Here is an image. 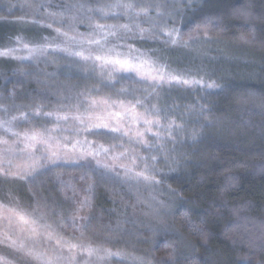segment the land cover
Segmentation results:
<instances>
[{"label": "trees", "instance_id": "trees-1", "mask_svg": "<svg viewBox=\"0 0 264 264\" xmlns=\"http://www.w3.org/2000/svg\"><path fill=\"white\" fill-rule=\"evenodd\" d=\"M85 1L95 3L94 0H0V48L16 42L18 37L36 44L46 39L50 29L57 31L58 17L41 13L47 3L63 9L71 2L81 5ZM186 8L178 43L198 42L207 58L219 59L217 65L223 62L229 65L231 77L206 78L197 72L195 62L181 66L178 76L200 80L203 86L166 81L153 85L122 78L108 92L103 86L99 93L113 102L120 99L118 91L125 94L123 99L129 105L135 104L148 118L159 119L171 133L157 138L163 144H154V135L148 138L159 157L154 167L162 169L156 170L157 179L177 196L170 214L175 236L150 247L151 263L264 264V0H193ZM238 9H246L250 15L242 16ZM209 20L212 23L204 27ZM20 25L25 28L18 29ZM131 41L139 48L138 40L131 38ZM155 43L140 49L151 55L154 51L164 53L165 48ZM178 43L169 46L181 51L189 49ZM16 66L0 59V95L11 96L18 106L32 109L25 97H35L34 89H40L37 84L28 82L16 91H8ZM25 68L29 72L31 66ZM164 68L167 74L177 75ZM47 83L52 84L49 86L53 91L42 89L43 99L48 93L59 94L69 89L75 93L77 89L74 84L72 88L61 89L62 80ZM210 83L218 87L208 88ZM163 88L167 92L160 95ZM141 90L148 94H141ZM19 92L22 97H18ZM74 93L72 104L80 100ZM86 96L87 99L81 100L90 104L98 94ZM42 101L39 99L34 106L50 113ZM146 149L150 148L142 145V150ZM90 169L58 160L41 169L44 179L40 188L52 216L62 219L65 232L81 235L83 231V237L88 239V227L81 225L91 224L95 213L109 214L111 200L118 196L110 188L114 185L110 177L102 175L99 168ZM86 199L88 203L81 207ZM81 217L84 219L80 220ZM106 219L110 221V216Z\"/></svg>", "mask_w": 264, "mask_h": 264}, {"label": "rangeland", "instance_id": "rangeland-1", "mask_svg": "<svg viewBox=\"0 0 264 264\" xmlns=\"http://www.w3.org/2000/svg\"><path fill=\"white\" fill-rule=\"evenodd\" d=\"M95 3H88L85 1L81 5L78 2H71L68 6H64L62 9L60 6L47 3L42 9L41 13L44 16L49 13H56L53 17H58L59 25L56 27L57 31H48L46 39L36 44H29L26 41L18 43L17 40L14 43L6 45L0 49L15 48V57H26L28 51L23 47V44H29L31 46H42L43 51L35 54L31 59H17L12 56H0V59L9 60L15 65L12 77V82L8 84V91H16L19 86H26L33 84L34 86L40 87V89H34L35 97L26 96V100L30 102L32 109L25 106H18L14 102L13 97L0 95V119H10L12 116L20 117L21 114H27V120H19L16 123L15 131L24 132L26 130H43V129H54L59 124V127L64 131L54 132L53 135L59 137L58 142L60 144H67L69 155H77L72 153L71 149L73 144L77 141H88L91 142L93 147L98 145H104L112 150L109 153L111 155L118 154L128 150L129 153H134L137 157H148L147 163L154 165L156 161H152L150 158L156 156L157 148H150L142 150V145L139 143H130L129 137L123 136L122 133H114L110 129L112 127L120 126L122 128L131 127L130 135L134 136L136 130L145 133L144 139L148 141V138L153 133H159V136H169V130H166L160 124L159 126L153 124L151 131H145L146 126L141 122L139 124H131L130 120L126 117H121L119 122L115 117L108 119V129H91L84 131V126L76 120L69 119L67 121L57 122L55 116L57 114L64 115L68 114L70 117L82 114L85 117L91 114L93 116L100 115L107 117L108 113L123 112L124 109L120 107L121 102L126 107H131L135 104H130L123 99L125 94L117 92L116 102H113L107 97H103L99 92L103 88L108 92L109 87L120 83L122 78L125 79H136L138 81L146 82L153 85H161L164 82H156L151 79H146L135 71H125L120 69L118 66H112L103 64L101 61L83 60L78 56L70 55L68 52L61 51L60 49L68 47L70 51H80L81 46L73 41L66 40L65 36L61 33H67L69 37L76 36L77 39L83 37L87 39L101 40V45L96 44H83V50L86 54L95 55H108L115 57L119 54L121 59L128 58L134 62L139 63L141 60H148L154 62V66L159 69L160 66L167 67L172 70V73L179 75L180 67L184 64H198L197 72L204 74L206 78H213L215 75L219 77H231L228 71V64L220 63L216 64L219 59L207 58L203 48L198 47V42H185L178 43L183 46L189 47L188 50H179L171 48V39L165 35V32L170 29H178L185 21L184 9L188 7L189 2L193 0H94ZM197 1V0H194ZM133 4V9L124 8H109L110 5L114 4ZM147 8L148 14L144 15L141 13L137 15V12L141 11V8ZM103 8L107 15L101 14L99 9ZM187 9V8H186ZM104 25L107 32H114L115 35H106L101 33L97 29V25ZM127 25L125 29L121 27ZM24 26H18V29L22 30ZM131 38H135L138 46L133 44ZM156 42V43H155ZM164 42V43H163ZM155 43L158 47L165 48L164 53L154 51L151 55L149 52H144V46L147 44ZM194 44V45H193ZM154 46V49H158ZM112 50L109 52V50ZM153 49V48H152ZM19 65V66H18ZM25 66H31L29 72ZM195 66V65H194ZM21 70V71H20ZM193 71V69H188ZM33 72V73H32ZM21 73V74H19ZM155 74V73H154ZM167 74V73H166ZM170 74V73H169ZM129 76V77H127ZM131 77V78H130ZM182 77V76H181ZM68 78L70 79L67 82ZM185 78V77H183ZM186 79V78H185ZM198 79V78H197ZM62 80L63 87L61 89L72 88L73 84L77 88L74 91L67 90L65 92L57 91L48 93L43 99L42 89L49 88L48 92L53 90L47 82H60ZM135 81V80H134ZM137 81V82H138ZM26 83V84H25ZM40 83V84H39ZM175 83V82H172ZM27 84V85H28ZM47 86V87H46ZM120 88V86H119ZM124 87L121 89L123 90ZM141 94H148L146 90H141ZM22 92V91H21ZM21 92L18 93V97L21 96ZM167 88L160 90L159 94H165ZM24 93V91H23ZM76 94L79 102L72 104L75 100L72 94ZM98 94L95 98H90L91 101H107L105 104H97L95 107L87 101L82 102V98H86V95ZM43 100L44 106L50 108L46 112H50L51 116L43 112V107L36 108L35 103ZM153 99V97H152ZM14 102V103H13ZM7 109V111H5ZM135 111L139 114H144L135 105ZM148 116V115H147ZM45 117L49 123L45 122ZM151 119V118H149ZM154 120V119H153ZM88 121L86 120V123ZM95 123L96 121H91ZM0 136H4L11 142L13 137L7 135L0 129ZM99 137H109L110 140L115 141H101ZM94 138V139H93ZM156 139L154 144H163L161 139H157L156 136H152ZM136 145H139L136 146ZM144 146V145H143ZM4 146L0 145V149ZM39 155L43 151V146H37ZM159 157H157L158 159ZM104 163L113 165L110 170L96 164V160L92 156L79 159H62L60 161L71 163V164H83L88 168L95 167L107 177L112 179L114 185L110 188L113 189V193L116 196L111 203L112 209L109 214L102 216L97 213L92 215L91 224L87 225L89 230V239L81 237V235L68 234L62 228V219L54 217L51 214V208L49 203L46 201L45 196L41 191L43 187V167L50 166L53 163L47 161L44 162L41 167L34 175L27 179L15 178L11 175H5L0 173V204L6 205L7 207L17 208L24 210L28 213H34L36 216L44 214V220L42 223L52 225V228L66 240H72L78 242L83 240L84 242H91L94 245H101L112 249L113 252H121L122 256L112 257L107 264H141V260L150 261L151 252L150 247L154 246L157 241L170 239L171 236H175L173 230L170 227L171 209L174 203L177 202V196L169 190L166 185L158 184H147L144 182L136 183L135 181L126 182L123 179L124 170L120 167L122 163H128L127 160L113 161L110 158L104 156L98 157ZM16 164H22L23 161L17 159ZM145 161L138 159L137 170H142ZM92 166V167H91ZM167 166V164H165ZM3 167L7 169V165ZM90 169V170H91ZM156 170H162L155 168ZM15 171V168L12 169ZM108 174V175H106ZM156 178H158L157 171L155 172ZM112 176V177H111ZM159 180V179H157ZM112 199V197H111ZM119 201H116L118 200ZM94 212V211H90ZM81 213V211H80ZM110 216V221L106 219ZM96 219V220H95ZM81 220V218H80ZM6 227L4 222H0V230ZM53 245L47 241H41V247L44 249H51ZM113 246V247H112ZM0 264H38L37 261L31 257L24 255L23 253L17 252L12 248L8 247L7 243L0 244ZM79 264H86V257H77ZM153 264V263H151Z\"/></svg>", "mask_w": 264, "mask_h": 264}, {"label": "snow or ice", "instance_id": "snow-or-ice-1", "mask_svg": "<svg viewBox=\"0 0 264 264\" xmlns=\"http://www.w3.org/2000/svg\"><path fill=\"white\" fill-rule=\"evenodd\" d=\"M124 8V9H133V4H114L110 5L109 8ZM101 14L107 15L103 8L99 9ZM242 16H249L250 14L246 9L237 10ZM143 13L144 15L148 14V9L141 8L140 12H137V15ZM50 16L57 15L56 13H49ZM212 21H205L204 27H207L211 24ZM51 27V25H49ZM97 29L101 33L106 35H115L114 32H107L104 25H97ZM125 29L128 28L127 25H122ZM199 27V25L197 26ZM59 32V29H57ZM65 36L66 40L73 41L76 44L81 46L80 51H70L68 47L60 49L61 51L68 52L70 55H75L81 59L87 61L94 59L95 61H101L103 64L118 66L120 69L125 71H135L146 79H151L156 82H164L167 79V82L184 85H202L203 82L195 79H185L178 75L166 74L164 66H160L157 69L154 66V62L148 60H141L139 63L134 62L132 59L119 57L117 54L115 57L108 55H95L86 54L83 50V44H96L97 46L101 45V40L87 39L83 37L77 39L76 36L69 37L67 33H61ZM171 39V43L176 44L179 39L182 38V34L178 29H170L165 32ZM18 43H22L20 38H17ZM23 47L28 51V56L26 57H15L14 53L16 52L15 48L0 49V56H12L17 59H31L38 52H42V46H31L24 43ZM112 50L110 49L109 52ZM155 73V74H154ZM208 88L218 87L214 84H208ZM107 101H91L93 107L97 104L107 105ZM139 103V101L137 102ZM120 107L124 111L116 113H108L107 117L91 114L85 117L82 114H77L74 116H69L68 114L55 116L57 122L67 121L70 118L76 120L80 125L84 126V131H89L91 129H108V119L115 117L119 122L121 117H126L130 120L131 124L143 123L146 128L145 131H151V126L153 124L159 126V119H149L146 114H139L135 111V105L126 107L122 102ZM7 111V109H5ZM51 116L52 114H47ZM27 114H21L20 117L12 116L10 119H0V129L7 135H10L14 139L9 141V139L4 136H0V145L4 147L0 149V173L5 175H11L19 179H27L28 177L34 175L41 167L45 161L49 163H55L58 160L62 159H79L86 158L87 156H92L96 160V164L105 170H110L113 165L104 163L102 160L98 159L100 156L110 158L113 161L127 160L128 163L120 164V167L124 170L123 179L126 182L135 181L136 183H147V184H158L160 183L157 180L155 172L156 169L154 165H149L147 163L148 157H137L134 153H129L128 150L120 152L109 157V153L112 150L109 147L104 145H98L93 147L91 142L77 140L71 149L72 153H77V155H69L67 144H60L58 140L59 137L53 135L54 132L64 131V129L57 127L54 129H43V130H26L24 132L15 131L16 123L19 120H27ZM86 120L88 121L86 123ZM95 120V123L91 121ZM172 127V124H169V128ZM179 127V126H178ZM114 133H122L123 136L129 137L130 143H139L143 144L147 148H151L152 145L149 144L147 140L144 139L145 133L139 130H136L134 136L130 135L131 127L122 128L120 126L112 127L110 129ZM171 134V133H169ZM154 136L159 138V133H153ZM43 146V151L37 155L38 148L37 146ZM20 159L23 161L22 164H16L15 161ZM138 159L144 160L142 170H137L138 168ZM152 161H156L157 157L152 156L150 158ZM7 165V169L3 165ZM15 168V171L12 169ZM88 203L87 199L82 202L81 207L85 206ZM81 219H84L81 217ZM44 220V214L41 213L40 216H36L34 213H28L24 210L17 208L7 207L6 205L0 204V222H4L6 227L3 230H0V244L7 243L8 247L13 250L23 253L24 255L31 257L33 260L37 261L38 264H79L77 257L83 256L86 257V264H107V262L112 257L122 256L121 252H113L112 249L103 247L101 245H94L91 242H84L82 239L78 242L72 240H66L52 228V225L47 223H42ZM73 223H75V217H73ZM87 225H81V228H86ZM81 237H83V231H81ZM47 241L53 246L51 249H44L41 247V241ZM3 258H0L2 260ZM7 264V262H4ZM141 264H151L150 261L141 260Z\"/></svg>", "mask_w": 264, "mask_h": 264}]
</instances>
